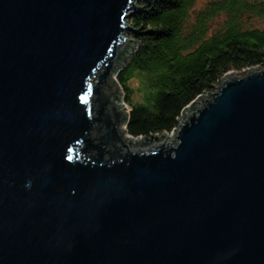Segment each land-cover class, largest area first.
Instances as JSON below:
<instances>
[{
  "label": "water",
  "instance_id": "95a60500",
  "mask_svg": "<svg viewBox=\"0 0 264 264\" xmlns=\"http://www.w3.org/2000/svg\"><path fill=\"white\" fill-rule=\"evenodd\" d=\"M135 1L0 0V264H264V68L125 136Z\"/></svg>",
  "mask_w": 264,
  "mask_h": 264
},
{
  "label": "trees",
  "instance_id": "16d2710c",
  "mask_svg": "<svg viewBox=\"0 0 264 264\" xmlns=\"http://www.w3.org/2000/svg\"><path fill=\"white\" fill-rule=\"evenodd\" d=\"M192 2L138 0L129 18L138 45L115 78L129 105L126 131L133 137L171 132L184 108L214 91L226 73L264 68V0H207L194 21ZM220 15L211 30L208 23ZM247 17L258 25L248 26ZM133 78L140 101L132 98Z\"/></svg>",
  "mask_w": 264,
  "mask_h": 264
},
{
  "label": "rangeland",
  "instance_id": "374dc122",
  "mask_svg": "<svg viewBox=\"0 0 264 264\" xmlns=\"http://www.w3.org/2000/svg\"><path fill=\"white\" fill-rule=\"evenodd\" d=\"M137 1H138V0L135 1L136 9L131 13V15H132L135 11H137V9H138ZM206 3H207V0H193L192 5H191V8H190V11H189V17H190L191 20L194 21L195 16L197 15V13H198L199 11H201V10L204 8V6H205ZM131 15H130V16H131ZM221 16H222V15H220V16H216L214 19H212V20L208 23V27L211 28V30H212L213 27L216 26L217 20L220 21ZM129 18H130V17H129ZM129 18L127 19L128 21H129ZM128 24H129V23H128ZM246 24H247L248 26H257V25H258V20H257L256 18L247 17V18H246ZM211 30H210L209 32H211ZM124 34H126L129 38L135 39V38L133 37V34H135V32H133V31H125ZM137 45H138V43H137ZM137 45H136V46L130 51V53L127 55V57L122 61L120 67L117 69V73L121 70V68L123 67V65L125 64V62L127 61V59L130 57V55H131V54L137 49ZM258 68H259V67H258ZM259 69H260V68H259ZM117 73H115L114 78H115V76H116ZM115 81H116V78H115ZM116 83H117V81H116ZM117 84H118V83H117ZM130 84H131L132 88H134V94H133L132 98H133L135 101H140V100H142L143 96H142L141 91H140V89H139L140 83H139L138 78H133V79H131V80H130ZM118 86H119V85H118ZM119 87H120V86H119ZM120 90H121L120 98H121L122 102L124 103V107H125L126 112H127V118H126V121H125V123L127 124L128 112H129V105H128L127 103H125V101L123 100V98H124V93H123V90L121 89V87H120ZM203 96H205V95H202V97H203ZM125 123H124V124H125ZM125 129H126V127H125ZM174 132H175V129L172 130L171 132H167V133H168L169 135H174ZM125 133H126L127 135H129V136H132V135L128 134L127 131H126ZM161 134H162V133H161ZM157 135H160V134H157ZM132 137H133V136H132ZM140 137H141V136H140ZM149 137H150V136H149ZM133 138H138V137H133ZM165 140H166V141H169V140H170V137H169V136L166 137Z\"/></svg>",
  "mask_w": 264,
  "mask_h": 264
},
{
  "label": "bare ground",
  "instance_id": "6f19581e",
  "mask_svg": "<svg viewBox=\"0 0 264 264\" xmlns=\"http://www.w3.org/2000/svg\"><path fill=\"white\" fill-rule=\"evenodd\" d=\"M115 73H117V70H116ZM114 75H115V74H114ZM120 100H121V98H120ZM121 103H122V105L124 106V103L122 102V100H121ZM125 127H126V123L124 124V129H125ZM125 132H126V130H125ZM125 136H129V135H127V134L125 133Z\"/></svg>",
  "mask_w": 264,
  "mask_h": 264
},
{
  "label": "flooded vegetation",
  "instance_id": "af4514ba",
  "mask_svg": "<svg viewBox=\"0 0 264 264\" xmlns=\"http://www.w3.org/2000/svg\"><path fill=\"white\" fill-rule=\"evenodd\" d=\"M118 125V124H117ZM120 135V134H119Z\"/></svg>",
  "mask_w": 264,
  "mask_h": 264
}]
</instances>
